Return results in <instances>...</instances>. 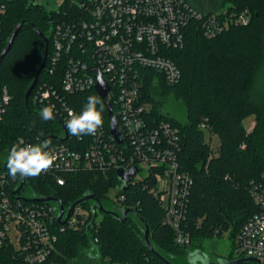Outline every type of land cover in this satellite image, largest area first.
Returning a JSON list of instances; mask_svg holds the SVG:
<instances>
[{
    "label": "trees",
    "instance_id": "trees-1",
    "mask_svg": "<svg viewBox=\"0 0 264 264\" xmlns=\"http://www.w3.org/2000/svg\"><path fill=\"white\" fill-rule=\"evenodd\" d=\"M219 9L221 14L234 17L248 10L250 23L232 24L228 30L209 39L202 24L191 21L185 29L184 46L168 54L181 72L180 81L169 84L157 75L159 82L154 83L152 73L147 72L142 84L141 101L150 106L146 118L153 125L165 121L179 129L181 141L176 157L179 169L189 175L191 182L187 193L176 204L174 219L179 222L178 231L188 236L189 243L176 242L177 230L168 219L169 209L160 191L161 169L157 166L151 167L145 177L138 178L139 171L126 189L119 188L116 167H94L72 174L41 173L36 177L26 176L19 191L29 203L50 202L42 199L53 197L54 206L58 202L69 209L85 196L94 197L79 205L87 211L77 215L74 227L66 226L64 232H57L55 248L46 264H73L83 251L94 250H98L104 264H183L194 254L199 257L204 254L201 248L194 246L196 239L221 237L228 232L235 239L237 249L241 228L259 212L251 189L255 184L264 185V0H222ZM84 15L71 0H66L59 11L52 13L29 0H0V54L23 22L12 49L0 61V92L5 88L11 98L0 118V163L4 161L8 172L7 159L14 145L58 144L63 140L61 133L68 131L62 117L53 115L52 119H45L44 107L36 103L34 97L41 86L60 89L62 83V66L49 69L53 54L52 32L56 25L72 23ZM41 33L49 37L47 63L27 102L26 92L46 52ZM156 89L164 97L173 96L184 104L185 123L162 111L154 95ZM92 95L99 98L96 92L90 91L73 94L67 100L79 115ZM100 101L110 135L111 117ZM111 106L116 112L114 102ZM248 118L255 121L250 131L245 125ZM203 123L205 130L201 129ZM206 133L219 138L216 150ZM58 177L65 179L64 185L57 183ZM22 178L18 174L13 181L11 177L8 192L12 198H18L15 192ZM17 183L19 186L15 189ZM111 189L118 190L119 207L108 206L107 195ZM98 202L110 213L130 210L129 218L122 221L110 213L100 212ZM98 213L104 215L101 221H98ZM58 222L64 223L59 218ZM146 228L157 253L145 244ZM156 244L164 251L157 249ZM21 260V252L12 247L4 246L0 252V264H23ZM235 260L231 257L222 262L229 264ZM240 264L258 263L244 261Z\"/></svg>",
    "mask_w": 264,
    "mask_h": 264
},
{
    "label": "built area",
    "instance_id": "built-area-1",
    "mask_svg": "<svg viewBox=\"0 0 264 264\" xmlns=\"http://www.w3.org/2000/svg\"><path fill=\"white\" fill-rule=\"evenodd\" d=\"M71 3L85 15L72 23L56 25L52 32L53 54L49 69L62 66L60 89L45 84L34 99L44 108L52 106L53 115L62 117L66 124L70 119L69 111L76 114L67 97L96 92L101 73L110 89L107 101L114 102L123 142L120 145L112 142L105 123L95 135L82 138L65 130L60 143L42 147L43 151L57 157L53 166L42 173L72 174L108 166L141 171L157 166L161 169L160 183H170L169 190L160 187V191L169 209L168 219L177 230L176 242L188 244V236L178 231L179 222L174 219L176 204L187 193L191 182L189 175L179 169L176 157L181 141L179 129L165 121L153 125L146 118L150 106L141 101L142 84L147 72L152 73L154 83L159 82L157 75L169 84L180 81L181 72L168 54L184 46L185 29L191 21L200 22L205 36L211 39L232 24L248 25L250 12L244 10L235 17L220 12L205 14L187 0H71ZM10 100L3 88L0 118ZM201 129H206L204 123ZM57 183L62 186L65 179L58 177ZM11 184L3 161L0 163V252L4 246L12 247L21 252L23 264H46L55 248L57 232H64L66 226L74 227L77 215L86 212L78 206L67 218L69 209L64 208V223L60 224L58 202L57 206L53 205L56 201L29 203L20 192L16 194L18 198H12L8 192ZM18 186L19 183L15 189ZM251 197L259 212L241 228L236 252L264 264V185L255 184Z\"/></svg>",
    "mask_w": 264,
    "mask_h": 264
},
{
    "label": "rangeland",
    "instance_id": "rangeland-1",
    "mask_svg": "<svg viewBox=\"0 0 264 264\" xmlns=\"http://www.w3.org/2000/svg\"><path fill=\"white\" fill-rule=\"evenodd\" d=\"M36 6H41V8L46 11L47 13L57 12L60 10L62 5L66 0H29ZM76 2H79V0H75ZM222 2V0H191V5L194 6L197 10L205 13V14H211L220 11L219 4ZM223 10L225 8H222ZM156 100H158L161 103V109L164 113H170L174 117H176L181 123H185L186 121V108L182 102H179L174 99L173 96H163L161 94V91L159 89L155 90L154 93ZM245 125L248 128V130H252L255 126L254 118H248L245 121ZM61 135H64V132L61 133ZM206 138L208 141H212V148L213 150H216L219 146V138L217 136L211 137L208 133H206ZM5 159V158H3ZM148 170L146 168H142L140 173L138 174L139 177H145L148 174ZM161 188H165L166 190L170 189V183L168 181H164L163 183H160ZM118 190L117 189H111L107 195L108 198V206L110 208L119 207L120 203L116 199V195ZM28 195H30L28 193ZM165 197L167 200L168 194L165 193ZM167 203V202H166ZM61 207L63 205H60ZM82 211L86 212L87 209L82 207ZM104 215L102 213H98V221H101L103 219ZM132 217V216H131ZM194 246L201 248L204 251V254L210 259L211 262L214 263H221L223 260H227L231 257L234 259L238 258H244L243 255L238 254L236 252V246H235V239H233L230 236V232L223 234L221 237H213V238H207V239H196L194 241ZM156 248L160 251H164L163 248H161L160 244H156ZM102 259L100 254L98 253V250L94 251H83L81 258L74 262L73 264H89V263H95V264H104L102 263ZM202 260L199 258L198 255L194 254L191 258L188 257V259H185L183 264H201Z\"/></svg>",
    "mask_w": 264,
    "mask_h": 264
},
{
    "label": "clouds",
    "instance_id": "clouds-1",
    "mask_svg": "<svg viewBox=\"0 0 264 264\" xmlns=\"http://www.w3.org/2000/svg\"><path fill=\"white\" fill-rule=\"evenodd\" d=\"M97 105H100L98 108ZM70 119L66 121L67 129L72 136L82 138L84 135H95L104 124L103 104L95 96H89L83 111L77 115L69 111ZM45 119L53 118V107L42 109ZM47 147V145H45ZM57 157L51 152L43 151L39 145H27L20 147L14 145L7 159V167L12 178L20 176H39L42 172L50 169ZM221 264L223 262L221 261Z\"/></svg>",
    "mask_w": 264,
    "mask_h": 264
},
{
    "label": "water",
    "instance_id": "water-1",
    "mask_svg": "<svg viewBox=\"0 0 264 264\" xmlns=\"http://www.w3.org/2000/svg\"><path fill=\"white\" fill-rule=\"evenodd\" d=\"M23 26V22H21L17 27L16 29L14 30V32L12 33L11 37L9 38L8 40V43H7V46L4 48L3 52L0 54V61L8 54V52L12 49L13 47V44L18 36V34L20 33L21 31V28ZM41 36L42 38L44 39V42L46 44V52H45V56H44V59H43V62L41 64V66L39 67L38 71H37V74L35 76V79L33 81V83L31 84V86L29 87L28 91L26 92V95H25V98H26V101L29 102L30 100V97L32 95V92L35 90L36 86L38 85V82H39V79H40V76L42 75V72L46 66V63H47V58H48V46H49V37L43 33H41ZM95 90H96V93L97 95L99 96V98L104 102L105 106L107 107V110H108V113H109V116L111 117L110 118V137H111V140L114 144L116 145H120L122 144L123 142V136H122V133H121V130L118 128V124H117V118L114 114V111H113V108L111 106L110 103H108L107 101V95L110 91L109 89V86L105 83V81L103 80V76L101 73L98 74V81H97V84H96V87H95ZM139 173V169L138 168H132V169H124V168H120L117 170V176H118V179L121 183L120 185V189H126L127 186L133 182L137 176V174ZM25 180H26V176H23L22 178V183L20 185V188L18 191H16L15 193L19 192L24 184H25ZM90 199H94V197L92 195H88V196H85L83 199L75 202L70 208H69V211L67 213V218H69L72 214H73V211L76 207H78L80 204L90 200ZM43 201H53L54 198L53 197H46L44 199H42ZM98 210L100 212H103V213H110V212H107L102 204L100 202H98ZM119 213L117 212H111L110 214H112L113 216H115L116 218L122 220V221H127V219L129 218V215H130V210L128 209H122L119 211ZM65 213V209L64 207L62 206L61 207V214L59 216V221H61L63 215ZM144 238H145V244L149 247L150 250H152L154 253H157V251L154 249L151 241H150V238H149V229L146 228L145 231H144ZM201 260H202V263L201 264H217V263H214V262H211L210 259L204 255L203 253L200 254V257H199ZM244 261H253L252 259L250 258H246V259H237L235 261H232L230 262L229 264H240Z\"/></svg>",
    "mask_w": 264,
    "mask_h": 264
}]
</instances>
